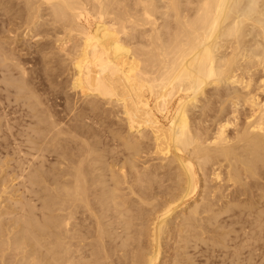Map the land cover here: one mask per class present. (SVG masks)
I'll list each match as a JSON object with an SVG mask.
<instances>
[{
  "label": "bare ground",
  "instance_id": "1",
  "mask_svg": "<svg viewBox=\"0 0 264 264\" xmlns=\"http://www.w3.org/2000/svg\"><path fill=\"white\" fill-rule=\"evenodd\" d=\"M245 2L0 0V264H264Z\"/></svg>",
  "mask_w": 264,
  "mask_h": 264
},
{
  "label": "rangeland",
  "instance_id": "2",
  "mask_svg": "<svg viewBox=\"0 0 264 264\" xmlns=\"http://www.w3.org/2000/svg\"><path fill=\"white\" fill-rule=\"evenodd\" d=\"M246 1H248V2H245V3H244V4H246V5H245V6L243 5V6H244V7H242L243 9L241 8V9L243 10V12H244V11H245V12H246V11L248 12V11L250 10V8L252 7V2H251L252 0H246ZM242 10H241V11H242ZM34 39H35V40H34ZM34 39H33L32 41H38L37 38H34Z\"/></svg>",
  "mask_w": 264,
  "mask_h": 264
}]
</instances>
